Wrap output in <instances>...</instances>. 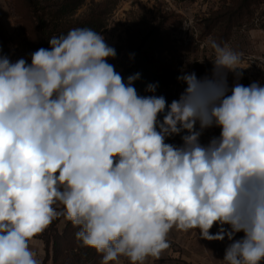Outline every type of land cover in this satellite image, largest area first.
<instances>
[{
	"label": "clouds",
	"instance_id": "obj_1",
	"mask_svg": "<svg viewBox=\"0 0 264 264\" xmlns=\"http://www.w3.org/2000/svg\"><path fill=\"white\" fill-rule=\"evenodd\" d=\"M48 43L30 63L0 55V264H42L30 241L61 217L101 264H146L174 228L227 237L224 264H264V86L229 89L240 54L211 41L212 78L178 77L169 104L138 94L140 73L125 81L100 32Z\"/></svg>",
	"mask_w": 264,
	"mask_h": 264
},
{
	"label": "rangeland",
	"instance_id": "obj_2",
	"mask_svg": "<svg viewBox=\"0 0 264 264\" xmlns=\"http://www.w3.org/2000/svg\"><path fill=\"white\" fill-rule=\"evenodd\" d=\"M226 1L86 0L71 19L75 20L92 13L101 15L105 26L100 34L117 53L116 58L108 62L113 64L122 76L130 69L133 49L139 46L142 36L156 27L160 31L161 41L154 50V57L161 63L177 66L180 69V76L192 72L200 76V69L213 74L212 60L215 53L210 47V42L215 41L220 46L226 45L239 53L241 68L236 71L241 72L250 84L257 82L261 85L264 82V3L255 6L253 18L244 19L243 24L235 27L224 40L218 28L213 33L207 34V25L209 19L225 7ZM17 19L9 0H1L2 30L16 60L24 58L30 63L33 52ZM185 88L186 84L182 80H177L171 85L168 89V103L178 99ZM216 136L219 134L216 133L215 128H208L204 130L200 141L207 144ZM167 142L180 145L182 140L180 136H173ZM66 222L61 217L57 230L62 232ZM218 230L219 227L214 226L210 231L215 234ZM42 234L30 241V247L43 263L45 251L44 242L40 238ZM242 237L243 233H237L234 239ZM168 241L169 248L158 258H148L146 264H224L222 260L225 250L231 243L227 237L222 241H208L199 238L198 230L184 232L175 228L169 233ZM119 264H130V262L127 258L121 257Z\"/></svg>",
	"mask_w": 264,
	"mask_h": 264
},
{
	"label": "trees",
	"instance_id": "obj_3",
	"mask_svg": "<svg viewBox=\"0 0 264 264\" xmlns=\"http://www.w3.org/2000/svg\"><path fill=\"white\" fill-rule=\"evenodd\" d=\"M86 0H9L17 22L28 39L32 52L39 48H49L48 40L52 36L67 34L70 29L78 27L91 28L97 32L105 26L101 15L91 14L71 19ZM264 3V0H227L225 7L217 11L207 25V34L219 29L221 38L226 40L230 32L237 26L243 24L244 19L249 20L254 16V7ZM223 10V11H222ZM159 29L156 27L146 32L137 48L133 49V60L130 69L123 76L125 81L129 75L140 73V79L134 82L138 94L142 96L157 95L167 100L168 89L175 84L180 76V69L173 64H164L154 57V50L161 41ZM0 55L16 61L12 47L4 34L0 24ZM200 76L212 78L210 72L199 70ZM239 74V76L237 75ZM229 89L235 83L245 86L250 85L244 75L239 72L227 73ZM149 84H156L154 93L145 89ZM264 86V82L261 84ZM217 134L220 129L214 127ZM61 218L54 220L45 233L41 235L44 242V261L42 264H101L102 254L94 249L82 246L75 238L78 228L71 222H66L62 232L57 230V224Z\"/></svg>",
	"mask_w": 264,
	"mask_h": 264
},
{
	"label": "crops",
	"instance_id": "obj_4",
	"mask_svg": "<svg viewBox=\"0 0 264 264\" xmlns=\"http://www.w3.org/2000/svg\"><path fill=\"white\" fill-rule=\"evenodd\" d=\"M1 1V0H0Z\"/></svg>",
	"mask_w": 264,
	"mask_h": 264
}]
</instances>
